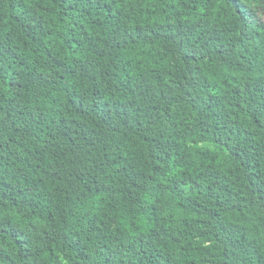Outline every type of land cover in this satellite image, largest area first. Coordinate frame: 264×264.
<instances>
[{
  "label": "trees",
  "instance_id": "obj_1",
  "mask_svg": "<svg viewBox=\"0 0 264 264\" xmlns=\"http://www.w3.org/2000/svg\"><path fill=\"white\" fill-rule=\"evenodd\" d=\"M0 264H264V0H0Z\"/></svg>",
  "mask_w": 264,
  "mask_h": 264
}]
</instances>
